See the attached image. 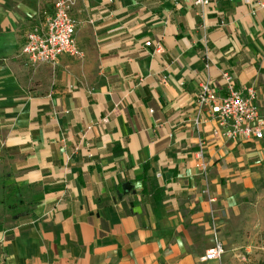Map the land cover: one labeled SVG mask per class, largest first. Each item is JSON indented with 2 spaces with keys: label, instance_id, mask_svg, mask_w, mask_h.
Returning <instances> with one entry per match:
<instances>
[{
  "label": "crops",
  "instance_id": "0c3cea01",
  "mask_svg": "<svg viewBox=\"0 0 264 264\" xmlns=\"http://www.w3.org/2000/svg\"><path fill=\"white\" fill-rule=\"evenodd\" d=\"M51 9L0 0V264H199L264 139L225 138L197 95L227 73L264 118V0H79L83 58L32 68Z\"/></svg>",
  "mask_w": 264,
  "mask_h": 264
},
{
  "label": "built area",
  "instance_id": "2783aa9c",
  "mask_svg": "<svg viewBox=\"0 0 264 264\" xmlns=\"http://www.w3.org/2000/svg\"><path fill=\"white\" fill-rule=\"evenodd\" d=\"M79 0H51L52 9L45 13L43 21L35 26L26 36V43L21 56L32 68L44 65L54 66L62 56L81 59L83 53L77 45V30L80 23L72 15V9ZM212 0H194L195 6H209ZM151 42L146 46L150 47ZM157 53L162 52L157 46ZM228 89V96L219 97L212 85H200L197 95L199 112L208 110L223 130V136L229 140L262 141L264 139V118L257 105V92L254 88L246 90L245 94L235 90L234 79L227 73L222 75ZM199 120L196 121V125ZM202 160L199 168L206 172L203 162V151L198 154ZM225 253L224 245L217 238L215 244L201 258L204 263L219 260Z\"/></svg>",
  "mask_w": 264,
  "mask_h": 264
},
{
  "label": "rangeland",
  "instance_id": "374dc122",
  "mask_svg": "<svg viewBox=\"0 0 264 264\" xmlns=\"http://www.w3.org/2000/svg\"><path fill=\"white\" fill-rule=\"evenodd\" d=\"M219 214V240L225 253L217 261L199 264H257L264 256V162L256 183L237 200L233 213Z\"/></svg>",
  "mask_w": 264,
  "mask_h": 264
},
{
  "label": "trees",
  "instance_id": "16d2710c",
  "mask_svg": "<svg viewBox=\"0 0 264 264\" xmlns=\"http://www.w3.org/2000/svg\"><path fill=\"white\" fill-rule=\"evenodd\" d=\"M261 240H262V242L264 244V232L261 234ZM257 264H264V256Z\"/></svg>",
  "mask_w": 264,
  "mask_h": 264
}]
</instances>
